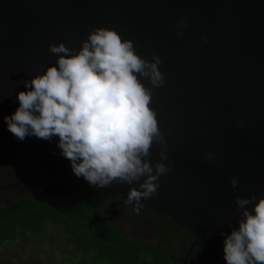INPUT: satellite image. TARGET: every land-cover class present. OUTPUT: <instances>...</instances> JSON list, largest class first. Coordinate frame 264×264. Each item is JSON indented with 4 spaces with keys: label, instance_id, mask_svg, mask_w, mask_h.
<instances>
[{
    "label": "water",
    "instance_id": "obj_1",
    "mask_svg": "<svg viewBox=\"0 0 264 264\" xmlns=\"http://www.w3.org/2000/svg\"><path fill=\"white\" fill-rule=\"evenodd\" d=\"M181 20L183 38L176 31ZM99 27L131 39L142 57L155 53L162 61L166 83L152 89L150 106L171 171L160 177L158 194L140 203L194 237L183 264L195 247L227 263L221 230L238 228L236 197L255 195L253 204L264 197V0H0V132L49 173L84 179L73 173L58 137L20 141L4 117L18 109L19 92L28 90L23 81L56 63L50 44L79 50ZM160 151L154 143L153 167ZM145 178L102 190L127 195Z\"/></svg>",
    "mask_w": 264,
    "mask_h": 264
},
{
    "label": "clouds",
    "instance_id": "obj_2",
    "mask_svg": "<svg viewBox=\"0 0 264 264\" xmlns=\"http://www.w3.org/2000/svg\"><path fill=\"white\" fill-rule=\"evenodd\" d=\"M186 28V21L177 23L180 38ZM48 51L58 57L56 63L23 81L28 90L19 92L18 109L4 117L8 130L20 141L28 136L49 141L58 137L73 173L91 186L133 185L146 177L127 193L126 203L135 202L139 214L141 199L157 195L160 177L171 171V165L162 162L168 159L167 140L150 106L152 89L166 83L160 57L155 53L151 60L142 57L131 39L107 27L89 32L79 50L61 42L50 44ZM154 143L161 151L153 167ZM207 158L211 162L213 154ZM231 185L240 187L236 177ZM254 201L255 195L237 196L238 228L229 225L230 234L221 230L227 264H264V197Z\"/></svg>",
    "mask_w": 264,
    "mask_h": 264
},
{
    "label": "trees",
    "instance_id": "obj_3",
    "mask_svg": "<svg viewBox=\"0 0 264 264\" xmlns=\"http://www.w3.org/2000/svg\"><path fill=\"white\" fill-rule=\"evenodd\" d=\"M76 182L87 196L80 193V197L73 198V201L48 199L40 202L36 209L19 210L15 220L8 219L3 225L0 224V242L8 243L24 231L42 235L48 225L56 224L64 230L65 243L75 254L73 258L66 255L69 264H165L163 261L166 262L169 256L167 246L157 247L132 236H122L120 229L111 224V217L115 215L126 218L133 226L142 223L141 213L134 211L135 202L129 205L126 203L127 195L107 194L102 188L91 186L84 179H77ZM144 208L147 207L142 205L140 211ZM151 214L155 212L151 211ZM161 217L169 222L165 214H161ZM147 222L146 226L159 239L171 237L172 255H175L176 260L179 254L178 242L183 241L179 234L185 233L176 228L177 234L170 233L168 222L162 226V233L159 231L161 223L153 220Z\"/></svg>",
    "mask_w": 264,
    "mask_h": 264
},
{
    "label": "flooded vegetation",
    "instance_id": "obj_4",
    "mask_svg": "<svg viewBox=\"0 0 264 264\" xmlns=\"http://www.w3.org/2000/svg\"><path fill=\"white\" fill-rule=\"evenodd\" d=\"M77 179L67 175L53 174L41 170L34 164L26 155L25 151L6 134L0 132V224L3 225L8 219H16L19 210H30V208H37L42 202L48 199L56 200H72L79 198L80 193L85 197L87 196L85 190L77 183ZM85 180V179H84ZM58 189V190H55ZM73 201V200H72ZM152 211V210H151ZM150 209L144 208L140 211L142 223L133 226L126 218H120L117 215L111 217V224L114 228L120 229L122 236H132L136 239L142 240L145 243H152L157 247L165 248L167 246L169 256H167L165 264H183L184 255L194 240V237L185 231H182L171 225L172 221L169 219L165 221L162 219L161 214H151ZM153 220L154 222L161 223L159 229L162 232V226L168 222V231L176 233L180 231L185 234H179L183 241L178 242L179 254L175 260V255H172L171 244L173 240L171 237L159 239V237L146 226L147 221ZM148 225V224H147ZM54 226L56 229L61 230L56 224L48 225ZM163 233V232H162ZM32 235L34 238L41 235H35L31 231H24L16 236L9 242H13L18 238L26 235ZM172 235V234H170ZM182 240V239H180ZM4 243V242H0ZM162 248V249H163ZM180 258V259H179ZM185 264H227L216 260L201 249L195 247L190 253Z\"/></svg>",
    "mask_w": 264,
    "mask_h": 264
},
{
    "label": "rangeland",
    "instance_id": "obj_5",
    "mask_svg": "<svg viewBox=\"0 0 264 264\" xmlns=\"http://www.w3.org/2000/svg\"><path fill=\"white\" fill-rule=\"evenodd\" d=\"M74 252L65 243L64 230L47 226L41 236L28 234L9 243H0V264H69Z\"/></svg>",
    "mask_w": 264,
    "mask_h": 264
}]
</instances>
